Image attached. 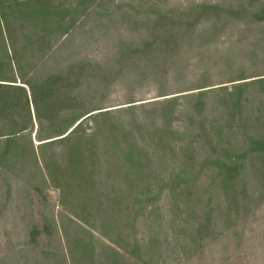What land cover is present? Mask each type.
<instances>
[{
  "label": "rangeland",
  "instance_id": "1",
  "mask_svg": "<svg viewBox=\"0 0 264 264\" xmlns=\"http://www.w3.org/2000/svg\"><path fill=\"white\" fill-rule=\"evenodd\" d=\"M20 1L0 24V264H264V0ZM31 7L72 24L25 47ZM51 76L70 100L49 126L23 83Z\"/></svg>",
  "mask_w": 264,
  "mask_h": 264
},
{
  "label": "trees",
  "instance_id": "2",
  "mask_svg": "<svg viewBox=\"0 0 264 264\" xmlns=\"http://www.w3.org/2000/svg\"><path fill=\"white\" fill-rule=\"evenodd\" d=\"M24 4L25 3H22L20 0H0V24H3L6 27L7 23H8L7 22V17H9L8 15L10 13L18 12V9H23V7H25ZM35 9L36 8L31 7V9H28L26 14H25V16L27 18H29V19L31 18L33 20L27 19L24 15H22V17H20V15H19V17H20L19 21H21L20 24H22L23 22L25 25L30 23L32 27L40 26V28H41V29H38L41 32L38 39H36L34 42H28L25 47L34 46L35 44H38L40 39L45 38V35H47L46 32L49 31L48 29H53V30H50L48 32V34L55 33V32H59V34H65L68 31L69 26H71V24H72V19L69 20V25L61 27V23L59 24L58 21L55 22L52 20L44 19V18L41 19L40 17L37 18V16H39L38 15L39 13H37V11ZM49 23H50V25H49ZM52 24H54V26H52ZM19 28H23V27L21 25H19ZM2 48L4 51V56H6L7 54L5 52V45L3 46V44H2ZM7 50L8 49L6 48V51ZM11 52H12L13 56H15L16 50L13 48L12 44H11ZM15 63H17L16 57H15ZM59 79L60 78L58 76L47 77L42 82H40L37 85V87L30 85L27 81H25L23 83L28 88L30 101H31L33 108H34L35 117L36 118L43 117L45 120L44 122L49 126H52L53 123H56L58 121L60 110L67 111L69 109V107L66 104L68 103L67 100H70V99H67V98L61 99L58 96H55V98H54V95H51L52 94L51 91H53L54 86ZM3 86H5V85H3ZM3 86H0V115L4 114L6 112V110H8L7 107L10 106V102L8 99V93L9 92L7 90V87H3ZM17 89L22 91L24 96H26L25 91L22 87H18ZM107 112L108 111L104 112L103 115L104 116L108 115ZM74 118L75 117H72L70 119L69 126H67V128L71 127V125L74 123V121H76V119L74 121H72ZM80 122H78L74 127H72V129H70V131L65 136H64L65 131L62 132L60 135H62L63 137L56 139V140L59 142L68 141V137H69L68 135L69 134L72 135L76 132L77 126L79 125ZM56 140H54V141H56ZM54 141L53 140L48 141V142H45L43 144L51 143ZM88 142L86 141L85 143L87 145H90ZM120 143H121V141L119 140L118 145ZM254 144L256 146L255 150H258L259 152L261 151L263 153L262 156L264 158V141H261V140L255 141ZM80 147L81 146H77V147L73 146L74 150H69L70 152L68 154L67 161H70L69 162V168L73 171L72 173H69V175L72 176V175H75V173H76L78 177L83 176L86 183L91 184V176L93 174V171H91V169H90V171H85V168L88 165L87 161H94V158L89 159L91 157H94V151L92 150V151L87 153L83 150H80ZM124 151H125L124 159L128 160L127 162L129 163V165L135 164V163L139 164V161H137L136 157L139 156V152L141 153L140 148L133 146V145H127L126 148H124ZM84 153L87 155V158L84 156ZM83 159H85V160L82 161ZM96 161H98L97 157H96ZM228 161H229L230 166L232 167L234 161H231V158H229ZM224 164H226V163H224ZM90 165H92V164H90ZM230 166L229 165L228 166H222L224 168V170L221 172V174H218V176L221 177V180L224 183H225L224 180L230 179L231 173L234 172V170H235L234 166H233L234 168H231ZM126 173H127V171L125 170V172L123 174H126ZM227 177H229V178H227ZM49 178H51V177L49 176ZM52 178H51V181L55 182L54 179H52ZM87 196L88 195L78 196V205L82 204V206H81L82 209H86V207H88V205L92 201ZM109 201L112 202L110 199H109ZM73 217L77 220L78 219L83 220V223L84 222L86 223V222H88L87 220L90 219V214L87 213L88 219H82L77 214H74ZM61 234L63 235V237L66 236V232L64 231V229L63 230L61 229ZM74 242H75L76 248L79 249V247H80L79 243L76 242L75 240H74ZM80 257L82 258V256H80ZM113 261L115 262V260H113Z\"/></svg>",
  "mask_w": 264,
  "mask_h": 264
},
{
  "label": "water",
  "instance_id": "3",
  "mask_svg": "<svg viewBox=\"0 0 264 264\" xmlns=\"http://www.w3.org/2000/svg\"><path fill=\"white\" fill-rule=\"evenodd\" d=\"M93 114V113H92ZM91 115V114H90Z\"/></svg>",
  "mask_w": 264,
  "mask_h": 264
}]
</instances>
